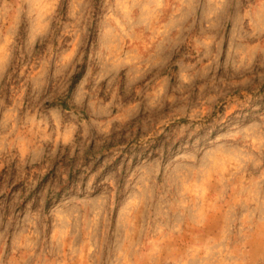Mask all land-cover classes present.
I'll list each match as a JSON object with an SVG mask.
<instances>
[{
    "label": "rangeland",
    "instance_id": "rangeland-1",
    "mask_svg": "<svg viewBox=\"0 0 264 264\" xmlns=\"http://www.w3.org/2000/svg\"><path fill=\"white\" fill-rule=\"evenodd\" d=\"M0 264H264V0H0Z\"/></svg>",
    "mask_w": 264,
    "mask_h": 264
}]
</instances>
